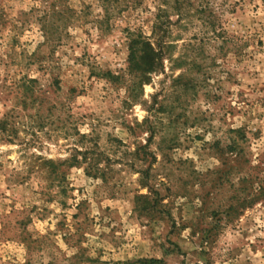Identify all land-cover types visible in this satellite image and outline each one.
I'll return each mask as SVG.
<instances>
[{
	"label": "rangeland",
	"instance_id": "374dc122",
	"mask_svg": "<svg viewBox=\"0 0 264 264\" xmlns=\"http://www.w3.org/2000/svg\"><path fill=\"white\" fill-rule=\"evenodd\" d=\"M4 118L0 264H264V0H0Z\"/></svg>",
	"mask_w": 264,
	"mask_h": 264
},
{
	"label": "trees",
	"instance_id": "16d2710c",
	"mask_svg": "<svg viewBox=\"0 0 264 264\" xmlns=\"http://www.w3.org/2000/svg\"><path fill=\"white\" fill-rule=\"evenodd\" d=\"M155 56L157 55L152 52L151 46L148 42L144 41L141 38H139L137 41L132 40L129 45L128 55L129 71L139 75L143 74V72L145 71H150ZM28 83L32 84L33 81H29ZM7 118H4L0 121L1 131H5L7 128V125L9 123ZM15 135V131L11 132V136Z\"/></svg>",
	"mask_w": 264,
	"mask_h": 264
}]
</instances>
